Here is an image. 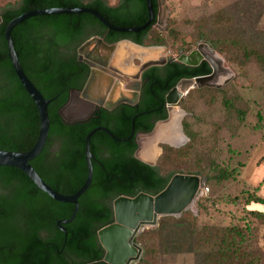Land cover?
I'll use <instances>...</instances> for the list:
<instances>
[{
	"label": "trees",
	"instance_id": "trees-1",
	"mask_svg": "<svg viewBox=\"0 0 264 264\" xmlns=\"http://www.w3.org/2000/svg\"><path fill=\"white\" fill-rule=\"evenodd\" d=\"M131 1L132 10L135 12L133 18L127 16L120 6H111L103 0H94L91 3H84L81 0H17L1 7L0 83L3 89L0 90V149L10 151L32 149L39 136L41 121L34 100L20 82L9 57L5 38L7 24L33 9L83 6L96 9L117 26L144 24L149 18L147 0ZM152 4L156 16L157 0H152ZM88 23L98 24L106 29L103 23L90 13H72L34 16L18 24L12 31L15 48L24 71L44 97L52 100L48 106L51 121L48 140L43 151L31 161V164L48 185L64 195L76 193L87 179L85 141L97 122L92 119L89 122L66 123L60 116L59 109L68 100L66 92L75 83L66 82L71 71L58 59L56 53L58 46L68 43ZM204 23L205 21L198 24L196 37L212 39L211 32L204 28ZM146 30L144 33L149 31L150 27ZM50 31L55 35H51ZM129 36H135L136 39L134 33H129ZM159 36L156 44L165 45V38ZM223 40H228L230 45H241L245 56H255L260 62H264V54L257 48L243 43L239 37L230 35ZM211 42L215 49H218L217 44L221 43L219 37ZM49 62L52 65L47 69ZM168 71L161 80H167L173 75L174 78L169 85L164 87L161 93L157 90V93H148L146 104L142 106L144 111H157L158 118L167 116L165 95L171 85H175L182 78L210 74L212 68L205 60L195 67L173 62L168 65ZM176 72L179 73L175 75ZM170 73L172 75H169ZM19 90L24 93H18ZM194 91L197 93L191 94H196L200 98H206L205 93H212L208 103H214L218 98L216 95L221 96L227 113H235L240 121L245 119L247 110L238 105L243 101L239 95H232L225 88L205 87ZM129 114L133 116L135 112ZM152 127L153 124L150 123L143 130H150ZM184 128L189 141L181 147L164 146L156 165L147 164L135 157L136 143L130 144L127 148L109 139L106 143L109 155L101 154L98 151L100 135L96 132L90 142V149L94 155L93 179L89 188L79 198V209L74 220L64 224L67 233L59 229L57 221L70 218L75 205L57 201L49 196L20 168L0 166V181L15 188L9 199L10 204L17 206L22 219H32L31 229L28 231L0 229V247H7L3 264H29V258L31 264H86L100 260L105 249L99 241L98 231L114 222L113 201L119 196L135 197L140 192L156 195L165 189L176 173H204L207 177L206 185L220 183L235 175L234 170H229L213 158L209 157L203 163L200 156L197 157L199 163L188 166L185 171L181 170L179 166L181 160L184 156L193 155L199 145L198 131H193L188 121H184ZM28 131H32L33 135L30 142L27 141ZM54 142L59 143L55 152L51 149ZM243 197L247 204L264 205V197L254 193H244ZM239 198L236 196L222 199L238 202ZM200 202L207 204L208 199L202 198ZM199 206L202 207V204ZM250 212L257 219L264 221L263 211ZM199 224L198 217L192 212H184L181 217H162L156 229L146 230L138 236V241L146 251L144 260L139 261V264H157L156 260L161 253H193L195 264H264L262 250L243 248L242 244L246 241L245 233L237 227L226 229L215 241V249H201L198 246L202 236ZM41 229H50L52 231L50 238L42 237ZM150 237L152 241L156 238L157 244L150 243ZM60 251L69 255L70 262L67 263L58 257Z\"/></svg>",
	"mask_w": 264,
	"mask_h": 264
},
{
	"label": "rangeland",
	"instance_id": "rangeland-1",
	"mask_svg": "<svg viewBox=\"0 0 264 264\" xmlns=\"http://www.w3.org/2000/svg\"><path fill=\"white\" fill-rule=\"evenodd\" d=\"M15 1L0 0V13L1 7ZM160 10V17L165 21L160 25L167 30L154 29L153 33L158 38L159 35L165 38L167 56L188 54L202 41L215 48L211 41L219 37L221 43L217 44L216 51L225 59V66L234 73L222 88L242 97L243 101L238 105L247 110L245 119L240 121L235 113L226 112L221 96L216 95V101L208 103L212 93H205L206 98H200L191 94L197 93L194 89L183 100L182 105L188 112L183 122L188 121L191 129L198 131L199 145L193 155L184 156L179 163L180 169L185 171L188 166L199 163L197 157L200 156L203 163L210 157L235 171L232 178L207 185L206 175L197 173L205 181L204 187L209 189L206 194L198 196L186 211L198 217L202 232L198 246L206 250L215 249V241L225 230L237 227L245 233L244 249L248 247L264 252V221L250 212H264V205L247 204L243 197L244 193L264 197V62L255 56H245L241 45H230L228 40H223L230 35L237 36L264 54V0H160ZM204 21V28L211 32L212 39L196 37L198 24ZM50 34L55 35L53 31ZM236 196L240 197L238 202L222 199ZM202 198L208 199L207 204L200 202ZM201 204L202 207L199 206ZM150 243L157 244L156 238L152 241L150 237ZM156 261L157 264H195V257L193 253H161Z\"/></svg>",
	"mask_w": 264,
	"mask_h": 264
},
{
	"label": "water",
	"instance_id": "water-1",
	"mask_svg": "<svg viewBox=\"0 0 264 264\" xmlns=\"http://www.w3.org/2000/svg\"><path fill=\"white\" fill-rule=\"evenodd\" d=\"M147 8L149 18L143 25L140 26L127 27L114 25L99 11L87 6L33 9L14 18L6 26L5 38L8 45L9 57L20 82L33 98L39 110L41 121L39 136L33 148L29 151H10L0 149V166H13L20 168L41 190L49 196L57 201L69 202L75 205V210L70 218L62 219L57 222L59 228L64 231L65 228L63 225L74 220L79 209V198L89 188L93 179V154L90 149V142L91 137L96 130H98V128L92 130L86 136L85 146L88 176L84 185L72 195H64L48 185L33 167L31 161L40 155L47 143L51 125L48 106L52 100L45 98L41 91L25 73L15 48L12 31L21 22L38 15L90 13L97 17L111 30L118 32H140L141 30L148 28L153 23L155 18L152 0H147ZM1 22L2 19L0 17V23ZM94 43H97L98 48H101L108 53H112L115 48V45L109 46L105 44L101 38L95 37L88 41L80 49V51L83 52L84 48H89ZM127 44L129 48L133 49L135 52V55H131L130 57L133 59L139 58L141 60V64L135 70V75L129 76L133 79L139 80L142 72L148 67L153 65H163L168 61V57L165 55V47H145L132 41H129ZM122 48L123 46L120 49L122 50ZM203 49L207 50L211 54V57L215 58V62H213L214 60L210 56L202 53ZM121 50H118L119 54ZM172 60L193 67L200 65L205 60L211 66L212 72L207 75L183 78L166 96L165 105L168 111V117L165 120L158 121L152 132L138 135V149L135 153V157L150 165H156L160 155L162 154L163 147L161 144L166 143L173 147H181L187 142L188 137L184 132L183 120L188 112L182 108L181 102L185 99L188 92L191 89L203 88L206 86L222 88L224 85L229 83L234 75L233 71L229 67L225 66V59L216 51L215 48H212L204 41L198 45L197 49L192 50L188 54L181 53ZM95 83L96 75L93 73L86 88L87 93H83L84 97L95 100L98 96L94 93ZM183 84L186 86H182ZM179 87H181L180 92L178 91ZM131 94L135 98V100H129V103L132 104L137 102L138 93ZM172 95H180V99L177 104L179 116L178 120L175 122L173 121L172 109L169 104ZM176 122L178 123V129L186 137L185 143L175 144L169 141V138L175 131L174 128L177 124ZM204 184L205 181H203L201 176L197 174L176 173L171 178L165 189L156 195L140 192L135 197L121 195L116 198L113 201L114 222L104 226L98 231L99 241L105 249V254L101 260L86 264H137L139 261H143L146 251L139 243L138 236L146 228L157 227L162 217H181L184 212L189 210L196 198L201 194Z\"/></svg>",
	"mask_w": 264,
	"mask_h": 264
},
{
	"label": "flooded vegetation",
	"instance_id": "flooded-vegetation-1",
	"mask_svg": "<svg viewBox=\"0 0 264 264\" xmlns=\"http://www.w3.org/2000/svg\"><path fill=\"white\" fill-rule=\"evenodd\" d=\"M81 1L84 3H91L94 0ZM103 1L111 6H120L122 11H124V13L130 18H133L135 15V12L132 10L133 3L131 0H114L113 2L110 0ZM157 2V14L153 23L149 26L150 30L147 31L149 27L146 28L147 30L145 29L147 31L146 33H144L145 30H141L140 32H118L109 29L104 24L103 25L106 29L101 25L88 23L83 27L82 31L68 43L57 47L56 55L58 59L71 71L70 75L66 78V82L75 83V85L71 86L66 92L68 93V100L65 105L59 109V114L66 123L89 122L94 119L97 124L92 127V130L98 128L96 132L100 135L98 151L106 156L109 155L110 152L108 147H106V143H108L109 139L116 141L123 147L127 148H129L130 144L136 143L137 148L134 151L135 155L138 149V135L152 132L158 121L165 120L168 117L167 108V116L165 118H158L157 111H144L142 110V106L146 104L148 93H161L162 89L168 86L174 78L170 73L169 75L172 76L168 77L167 80H161L167 72H169L168 65L176 62L172 60L175 57L167 56L165 53L168 57L167 63L148 67L142 72L139 80L129 77L135 75V70L141 64L139 58L133 59L130 57L131 55H135V52L133 49L129 48L127 44L129 41L145 47H165L164 45L156 44L158 37L153 33L154 29H159L161 32L167 30V27L163 28L160 25L165 23V21L160 17V0H157ZM129 33H134L136 39L135 36H129ZM95 37L101 38L103 42L109 46L115 45L113 52L108 53L107 51L98 48L97 43L92 44L89 48H84L83 52H81L80 49ZM122 46L123 48L119 54L118 50H120ZM51 65L52 63L49 62L47 69ZM93 73L96 75L94 93L98 95L95 100L83 96V93H87L86 88ZM178 73L179 72H176L174 74L176 75ZM182 79H180L175 85H171V88L166 93H170ZM182 86L186 85L183 84ZM180 88L181 87H179L178 90L179 92ZM1 89H3V85L0 83V90ZM18 93L24 92L19 90ZM131 93H138L137 102L132 104L129 103V100H135V98ZM167 94L165 95V104ZM175 99L179 100L180 95H176ZM182 103L183 101L181 102V106L184 108ZM129 112L131 114L132 112H135V115L130 116ZM129 119H131L130 123ZM176 120H178V118L173 119L174 122ZM150 123L153 124V127L150 130H143ZM178 128L177 123L174 128L176 132H173L169 141L177 143L178 141L185 139L186 142L185 135H183ZM26 135L28 139L27 141L30 142L33 137L32 131H28ZM166 145V143L161 144L162 147ZM58 146L59 143L54 142L51 149L55 152ZM93 159L94 155L92 157V162ZM14 189V187L6 186L0 181V229L14 228L17 230L28 231L31 229L30 226L32 219H22L17 206H12L9 202ZM64 232L67 233L66 228ZM40 235L48 239L52 235V231L50 229H41ZM66 242L67 239L65 240V245ZM6 250V246L0 247V264H3L5 261ZM58 257L65 260L67 263L70 262L69 255L64 251H60ZM29 261V264H31V258H29Z\"/></svg>",
	"mask_w": 264,
	"mask_h": 264
},
{
	"label": "bare ground",
	"instance_id": "bare-ground-1",
	"mask_svg": "<svg viewBox=\"0 0 264 264\" xmlns=\"http://www.w3.org/2000/svg\"><path fill=\"white\" fill-rule=\"evenodd\" d=\"M121 50V49H120ZM202 53H204L205 55L207 54L208 56H210L211 57V54L207 51V50H205V49H203L202 50ZM204 56V55H203ZM214 61L213 62H215V58L214 57H211ZM185 85V84H184ZM175 96L176 95H172L171 96V100H170V106H171V109H172V117H173V119L174 118H178V116H179V111L177 110V104H178V101L179 100H177V99H175ZM185 142V139L184 140H182V141H178L177 143H175V144H180V143H184ZM143 143H144V141H143ZM145 146V145H144ZM145 151V150H144ZM143 151V152H144Z\"/></svg>",
	"mask_w": 264,
	"mask_h": 264
},
{
	"label": "built area",
	"instance_id": "built-area-1",
	"mask_svg": "<svg viewBox=\"0 0 264 264\" xmlns=\"http://www.w3.org/2000/svg\"><path fill=\"white\" fill-rule=\"evenodd\" d=\"M208 191H209V189H208L207 187H204V186H203L200 195H204V194H206ZM200 195H199V196H200Z\"/></svg>",
	"mask_w": 264,
	"mask_h": 264
}]
</instances>
